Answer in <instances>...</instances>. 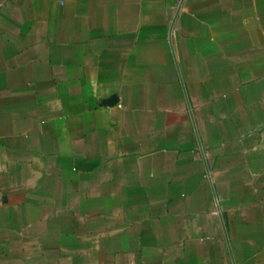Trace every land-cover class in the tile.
Here are the masks:
<instances>
[{
	"label": "crops",
	"instance_id": "crops-1",
	"mask_svg": "<svg viewBox=\"0 0 264 264\" xmlns=\"http://www.w3.org/2000/svg\"><path fill=\"white\" fill-rule=\"evenodd\" d=\"M0 264H264V0H0Z\"/></svg>",
	"mask_w": 264,
	"mask_h": 264
}]
</instances>
